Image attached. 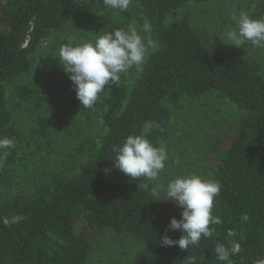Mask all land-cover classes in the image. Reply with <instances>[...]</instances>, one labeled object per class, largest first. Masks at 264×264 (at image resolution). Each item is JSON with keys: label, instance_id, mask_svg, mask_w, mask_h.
Returning a JSON list of instances; mask_svg holds the SVG:
<instances>
[{"label": "trees", "instance_id": "1", "mask_svg": "<svg viewBox=\"0 0 264 264\" xmlns=\"http://www.w3.org/2000/svg\"><path fill=\"white\" fill-rule=\"evenodd\" d=\"M213 1L130 0L134 12L124 13L133 14L142 30L150 25V32H143L153 46L141 66L121 73L118 84L92 108H84L59 58L62 45L78 42L63 38L54 51L39 54L46 41L84 14L83 0H0V138L14 141V147L0 151V264H87L95 241L106 232L142 243L128 264H189L190 259L194 264H228L217 259L214 248L218 242L230 248L232 240L241 251L230 256L231 264L264 259V73L253 55L214 50L190 15L182 13L189 4ZM248 4L253 18L264 19V0ZM129 25L109 14L98 23L97 33L127 30ZM33 70L49 85L18 84ZM208 94L241 112L234 127L212 139L204 151L210 162L206 179L220 185L212 215L222 223L210 224L212 236H202L188 249L163 246L165 234L174 240L183 235L168 229L172 217L181 218V207L173 199H153L154 187L137 180H108V171L116 167L112 149L128 135L140 133L156 146L165 144L174 109ZM11 99L35 111L29 142ZM74 106L81 114L74 170L42 175L29 188H21L19 165L42 150L39 139L49 146L52 140L47 139L69 116H76L75 111L68 115ZM95 122L101 125L98 134L82 133ZM145 122L159 127L145 130ZM244 214L248 220L242 219ZM229 229L237 235L228 237Z\"/></svg>", "mask_w": 264, "mask_h": 264}, {"label": "rangeland", "instance_id": "2", "mask_svg": "<svg viewBox=\"0 0 264 264\" xmlns=\"http://www.w3.org/2000/svg\"><path fill=\"white\" fill-rule=\"evenodd\" d=\"M83 4L85 7L84 14L65 28L56 38L53 37L46 41L42 45L39 54L54 51L58 42L63 38L78 43L94 42L98 34V23L103 16L109 14L128 21L130 25L137 28L142 37L150 38L133 20V14L125 15V10L108 8L102 0H83ZM127 10L133 11L131 7H128ZM241 11L252 17L253 13L248 0H216L201 4L192 3L182 13L190 15L193 26L214 50L220 53L240 51L245 55H253L260 62L264 73V48L253 46L251 42L236 47L225 44L218 36L223 35L230 27H235L232 15L239 16ZM20 83L36 87L49 85L45 81L39 80L34 70L23 75L18 81V84ZM111 86L113 84L106 85L105 90L99 94V97L106 95ZM11 104L23 135L28 140L29 131L34 125L35 111L19 99H11ZM74 111L77 113L76 116L74 117V114L69 116L66 124L47 139L48 142L52 140L49 146L45 144V139L44 141L39 139V146L43 147L42 150L37 154L29 155L27 159H24L25 164L19 165L18 185L21 188H29L42 175L68 174L74 170L75 164L79 160L75 147L81 143V114L74 106L68 115ZM240 114L241 112L234 105L211 94L183 101L181 106L174 109L169 126L170 137L164 144L168 157L164 169L160 171L155 181L149 180L147 177H138L134 180L152 187L159 185L160 193L166 194L167 184L177 176L197 174L206 179L210 171V162L204 158L207 145L215 137L218 138L224 135V132L230 131L236 124ZM100 129V123L95 122L89 126L88 130H82V133L85 132L88 135L98 134ZM28 149L25 150L28 151ZM23 154L22 152V157ZM118 176L132 179L117 167L112 168L107 173L108 180H114ZM142 247L141 242L131 237L106 232L95 241L93 254L87 264H128L129 260Z\"/></svg>", "mask_w": 264, "mask_h": 264}, {"label": "clouds", "instance_id": "3", "mask_svg": "<svg viewBox=\"0 0 264 264\" xmlns=\"http://www.w3.org/2000/svg\"><path fill=\"white\" fill-rule=\"evenodd\" d=\"M130 0H103L106 7L127 10ZM235 27H230L223 35H218L225 44L236 47L251 42L253 46L264 48V19L251 17L241 11L239 16L232 15ZM150 25L145 24L143 31L150 32ZM153 46L151 38L140 35L137 28L129 25L127 30L116 29L114 32L99 34L94 42L68 43L59 50V58L65 72L73 82L77 98L84 108H92L99 94L108 84H118L120 74L133 66L139 67L145 60L149 48ZM159 127L153 122H145L143 128L150 130ZM14 147V141L8 137L0 138V151ZM116 167L132 179L147 177L155 181L165 167L167 150L164 144L154 145L145 133L130 134L122 144L114 145ZM3 151V156H7ZM220 192V185L215 180L205 179L197 174L177 176L166 186V197L160 198V186L153 188L152 196L155 200L173 199L181 207V218L172 217L168 229L180 230L183 235L174 240L165 234L161 238L163 246L178 245L181 249H188L189 245L198 244L201 237L210 238L213 234L211 225L222 223L219 216L212 215L214 198ZM17 218H13L15 222ZM248 220L247 214L242 216ZM9 221L4 220L7 224ZM167 232V229H166ZM237 233L229 229L228 237H235ZM229 248L218 242L214 248L217 259L231 264L230 256L241 251V245L235 240L229 241ZM189 264H194L190 259ZM255 264H264V259Z\"/></svg>", "mask_w": 264, "mask_h": 264}]
</instances>
